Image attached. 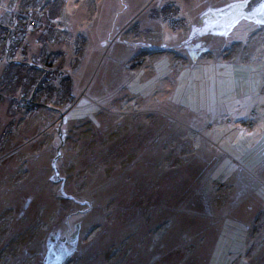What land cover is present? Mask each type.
Here are the masks:
<instances>
[{
    "label": "rangeland",
    "instance_id": "rangeland-1",
    "mask_svg": "<svg viewBox=\"0 0 264 264\" xmlns=\"http://www.w3.org/2000/svg\"><path fill=\"white\" fill-rule=\"evenodd\" d=\"M246 1L0 0V264H264V7ZM10 62L40 68L34 90L1 86Z\"/></svg>",
    "mask_w": 264,
    "mask_h": 264
},
{
    "label": "trees",
    "instance_id": "trees-1",
    "mask_svg": "<svg viewBox=\"0 0 264 264\" xmlns=\"http://www.w3.org/2000/svg\"><path fill=\"white\" fill-rule=\"evenodd\" d=\"M51 5L52 4H49L47 2L45 4V6L43 5V7L40 6L39 8L35 9L34 12H35V15L37 16L36 19L39 20L38 18L42 19V18H45L44 16H48V18H45L44 20H42L44 23H46L47 21H49L48 19H50L51 17H53V19H55L57 17V15H56L55 11L52 10ZM261 7H264V6H261ZM15 16H16V14H15ZM48 23H50V22H48ZM16 26L17 25L14 23L13 26H10V29L9 28L8 29L9 30H12V31H15L14 28ZM212 34H214V31H213ZM0 37H1V39L8 38V36L6 37V36H3V35H1ZM10 38H11V36H10ZM8 45H9V42H8ZM8 45H7V47H8ZM79 51H82V49L79 50ZM205 52H206V50H202L200 48L199 44L196 46V49L191 50L189 52V54H190V58H191V60H192L193 63L190 64V66H192L195 63V61L197 59V56L196 55H200V54L202 55V53H205ZM215 53L218 54V55H216V57H218L221 54L220 51H215ZM49 59L50 58H48V60ZM49 66H50V64H48V63L45 65V67H49ZM39 69L40 68H38L37 66L28 67V64H24V63H22V64L20 63L19 64V63L10 62V63H8L7 68H6V72L8 73V75L6 76V80L4 78L5 81H3V80L1 81V84H2L1 86H3V85L6 86L7 85V86H11L13 89L14 88L15 89L16 88H21L24 91L25 95H26L30 91V88H32L34 90V88H35L34 83L41 76V75H39V73H40ZM27 80L29 82L31 81L30 82V85H29V82H27ZM41 80H43L42 77H41ZM52 80L53 81L51 83H54V84L52 86L48 85L49 86L48 89H47L48 92L49 93H52L53 92L52 90L54 89L55 91L58 92V94L60 96V99H61L60 101L61 102H67V104L69 105V107H71V105H73L74 104V101H75V98H74V96L72 94V83L69 82L67 79H62L60 82L58 81L57 78H56L55 81H54V79H52ZM33 86H34V88H33ZM42 91H43V89L40 90V93ZM28 98L29 97H26V98H23L22 97L20 100L21 101H25V103H27V102H29ZM26 99L28 101H26ZM26 108L28 109V107H26ZM250 114H251V116H253L254 113L251 112V111H249V116H250ZM114 117L115 118H118L117 115H115ZM102 119L103 118L98 119V122L103 123V121L106 120V119H104V120H102ZM249 124L250 125L252 124L251 127H253V123L250 122ZM202 145H203V143H202ZM205 145H206V143H205ZM205 145L202 147V150L201 151H204V149H206L207 152L208 151L209 152H212V151L215 150V149H213L211 147L210 148L209 147H205ZM197 147H199V146H195L194 149L197 148ZM206 151H204V152H206ZM262 153H263V151L261 152V154ZM221 158L224 159V155L223 154H222ZM220 162H221V159L218 160L217 165H216V168H214V175L217 176V178H218V176L220 177L222 175L223 176L222 179L224 180V177L225 176L223 174H221V172H223L225 169L221 167ZM54 169H56V168H54ZM55 173H56V175L54 176V178H52V180H50V182H54V181H56L55 179L58 178L57 177V171ZM214 180L215 179H213L212 182H208V185H210L211 183L214 184ZM208 185L204 188L205 190L203 188L202 189L204 191H207L208 188H209ZM58 193L64 195L65 194L64 188L63 189H60V191ZM72 200H73L74 203H79L80 202V201L76 200L74 197H72ZM74 207H75V205H74ZM86 209L87 208H85L83 211H85ZM83 211H72L70 214L67 215V219L65 221L69 222V220L73 219V217H77V216H81L82 217V216L86 215V214H84ZM76 226H77V229H78V224ZM76 226L74 227L73 231H71L72 230V226H70V224L67 223V225H66L65 228L66 229L68 228L67 229L68 231L65 229L63 231V234L65 236L60 238L61 240H63V242H62L64 244L63 247H66V246H69V245H72V244H76V242L78 241V236L75 235V237L72 239V235H71L72 232H77V230L75 231ZM53 228H54V226H53ZM59 230H57L56 228L54 229L55 234L53 236L56 239L58 237H60L59 236V233H58ZM56 258H59L60 259V257H56ZM49 259L51 261H54L55 260V257L49 258ZM59 259H58V261H59Z\"/></svg>",
    "mask_w": 264,
    "mask_h": 264
},
{
    "label": "water",
    "instance_id": "water-1",
    "mask_svg": "<svg viewBox=\"0 0 264 264\" xmlns=\"http://www.w3.org/2000/svg\"><path fill=\"white\" fill-rule=\"evenodd\" d=\"M261 6H264V0H247L244 6L237 10V14L250 15Z\"/></svg>",
    "mask_w": 264,
    "mask_h": 264
},
{
    "label": "built area",
    "instance_id": "built-area-1",
    "mask_svg": "<svg viewBox=\"0 0 264 264\" xmlns=\"http://www.w3.org/2000/svg\"><path fill=\"white\" fill-rule=\"evenodd\" d=\"M55 20L56 19H51L49 22L51 23V22H53V23H55ZM56 74H59L60 75V73H56ZM56 74L54 73V71H52V72H47L46 74H45V76L42 78L43 80V82H42V85H45V84H49L50 82H52L53 80L52 79H55L56 78ZM252 125V124H251ZM250 124H249V126H251Z\"/></svg>",
    "mask_w": 264,
    "mask_h": 264
},
{
    "label": "flooded vegetation",
    "instance_id": "flooded-vegetation-1",
    "mask_svg": "<svg viewBox=\"0 0 264 264\" xmlns=\"http://www.w3.org/2000/svg\"><path fill=\"white\" fill-rule=\"evenodd\" d=\"M89 208H90V207H89ZM67 223H68V222H66V225H67ZM74 237H75V236H74ZM74 237H73V238H74ZM66 244H67V243H66ZM57 246H58V245H57Z\"/></svg>",
    "mask_w": 264,
    "mask_h": 264
},
{
    "label": "crops",
    "instance_id": "crops-1",
    "mask_svg": "<svg viewBox=\"0 0 264 264\" xmlns=\"http://www.w3.org/2000/svg\"><path fill=\"white\" fill-rule=\"evenodd\" d=\"M216 63V61H214ZM102 118V117H101ZM97 119H100V118H97Z\"/></svg>",
    "mask_w": 264,
    "mask_h": 264
}]
</instances>
